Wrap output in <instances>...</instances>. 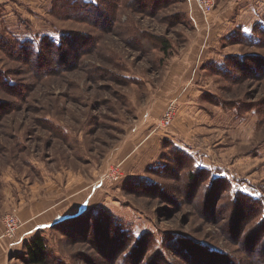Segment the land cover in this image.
<instances>
[{
	"label": "rangeland",
	"instance_id": "374dc122",
	"mask_svg": "<svg viewBox=\"0 0 264 264\" xmlns=\"http://www.w3.org/2000/svg\"><path fill=\"white\" fill-rule=\"evenodd\" d=\"M7 201L86 207L45 264H264V0H0Z\"/></svg>",
	"mask_w": 264,
	"mask_h": 264
},
{
	"label": "crops",
	"instance_id": "0c3cea01",
	"mask_svg": "<svg viewBox=\"0 0 264 264\" xmlns=\"http://www.w3.org/2000/svg\"><path fill=\"white\" fill-rule=\"evenodd\" d=\"M26 203V202H25ZM15 201H7L4 205L0 204V264H20L25 261L20 260L22 247L28 242L33 235L37 232L50 229L53 225H58L63 221H66L73 216L80 214L82 210H85V206H79L74 213H71V217L57 216L52 221L48 222L47 210H38V208H32L31 203H26L21 207V210H14ZM15 214L20 220V228L18 230V237L15 240L6 235V228L3 219L6 215ZM69 214V213H68ZM24 250V249H23Z\"/></svg>",
	"mask_w": 264,
	"mask_h": 264
},
{
	"label": "built area",
	"instance_id": "2783aa9c",
	"mask_svg": "<svg viewBox=\"0 0 264 264\" xmlns=\"http://www.w3.org/2000/svg\"><path fill=\"white\" fill-rule=\"evenodd\" d=\"M215 1L216 0H196V4L201 11L209 14L214 10ZM171 119V112H169L164 118L163 125L169 126L171 124ZM4 225L6 228V235L10 238H15L20 227L19 219L14 215H8L4 218Z\"/></svg>",
	"mask_w": 264,
	"mask_h": 264
},
{
	"label": "trees",
	"instance_id": "16d2710c",
	"mask_svg": "<svg viewBox=\"0 0 264 264\" xmlns=\"http://www.w3.org/2000/svg\"><path fill=\"white\" fill-rule=\"evenodd\" d=\"M52 44H56L52 41ZM21 47V46H20ZM22 48V47H21ZM61 46H56V49L60 50ZM164 53L168 51V47L163 48ZM36 52V50H35ZM26 256L28 264H45L46 263V244L44 238L37 237L29 244L26 243Z\"/></svg>",
	"mask_w": 264,
	"mask_h": 264
}]
</instances>
